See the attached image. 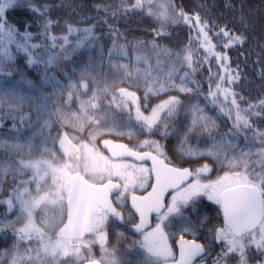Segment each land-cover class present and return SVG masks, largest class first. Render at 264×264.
<instances>
[{
	"label": "snow or ice",
	"instance_id": "snow-or-ice-1",
	"mask_svg": "<svg viewBox=\"0 0 264 264\" xmlns=\"http://www.w3.org/2000/svg\"><path fill=\"white\" fill-rule=\"evenodd\" d=\"M66 6L71 12L79 7L70 2ZM215 7L206 3L189 7L183 0H120L119 6L112 10L113 16L121 11L127 14L140 10L154 18L157 27L150 29L151 41L134 38L126 45L117 46L114 40V47L124 50L130 45L133 50L151 51L160 71L155 76L151 71L141 76L137 70L135 79H132V72H125L119 83H127V87H117L115 81H105L100 87L96 82L97 90L92 91L84 103L79 118L92 113L93 119L88 123H95L93 140L97 136L158 138H146L137 144L114 139L104 141L105 149L112 154V161L102 169L109 176V183L105 185L106 206L102 209L105 231L98 241L88 245L94 249L98 244L104 252V256L95 258V264H126L107 248L113 226L123 227L125 231L130 227L139 237L130 245L139 252L138 264H207L209 244L198 242L205 224L210 225L206 238L214 241V247L220 248L212 264H229L232 260L235 264H251L253 258L256 264H264V131L253 127V118L264 119V97L251 102L243 94L249 82L239 64L232 66L228 53L229 49L247 41L245 33L251 26V17L245 11V0H226L223 7L233 13L232 19H224L223 15L213 19L211 11ZM95 8L107 14L112 6L98 4ZM17 9V18L10 19L8 13ZM48 11L49 5L39 4L37 0H0V75H18L21 83L31 84L32 81L27 79L29 70L43 64V78L45 81L50 79L48 66L58 59L57 55H50L47 60L35 57L33 50L41 45L29 42L33 39L31 29L40 23L44 28L41 35L52 41L51 47H56L57 40H63L59 47L65 49L67 35L57 37L48 33L53 23L47 17ZM220 19H224L223 24L217 23ZM181 23L189 31L187 43L179 41L175 48L160 43H171L172 36L167 29ZM230 23L238 24L243 30L234 31L228 27ZM110 30L116 39L120 38L118 30L111 26ZM93 31V27L77 28L68 22V34H83L73 51L85 42L97 39ZM18 35L22 42L16 40ZM218 36L228 41L222 45V51H218L219 45L213 43L214 37ZM201 50L204 53L202 60L199 56ZM16 53L25 57L22 66L15 63ZM135 59L147 63L150 58L137 55ZM213 60L218 68L216 72L212 71ZM254 63L261 64L259 76L264 82V60ZM205 65L208 66L207 92L204 91V81L193 78L203 71ZM128 67L127 64H117L114 69L120 72ZM80 76L79 83L70 82L67 86L69 102L73 100V93L80 94V89L91 91L90 73L82 70ZM59 86L57 81L54 87ZM261 86L264 87V83ZM132 88L136 90L131 91ZM141 91L143 95L139 94ZM170 92L177 94L168 95ZM101 96L107 104L100 100ZM162 96L165 98L159 99L158 103H150L152 97ZM201 98L204 104L199 103ZM14 99L22 104L24 97ZM213 109H218L216 116L209 114ZM102 110H105L103 117L99 115ZM22 112V107H10L6 115L12 116L15 123L16 116L12 114L16 113L22 122ZM221 117L231 121V126L222 134L219 132L221 125L217 123ZM248 132L253 133L251 141H258V146L249 140ZM241 135L245 140L243 147L237 143ZM194 137L197 141L206 137V148L202 150L199 143H193ZM42 163L46 162L25 164L21 160L14 168L32 167L38 174ZM193 164L198 167H191ZM214 165L220 166L222 174L208 179L204 174L211 172ZM32 182L21 180L17 184L13 177L12 183L16 186L7 192L6 200L0 201V206L7 205L5 211L8 215L18 203L28 211L29 202L23 199L28 189L21 191V187ZM138 191L144 194L138 195ZM117 193V198L113 199ZM204 197L209 204L204 203ZM210 205L217 206V217L222 218L218 224H211L207 215ZM125 207L129 208L126 214L122 211ZM20 218L18 213L15 222L5 225L4 230L12 228L15 235L20 232L23 239H30L31 224L20 229L14 227ZM117 237L127 239L124 232H118ZM10 251L9 248L0 251V264L9 259ZM82 259L93 264L88 256Z\"/></svg>",
	"mask_w": 264,
	"mask_h": 264
},
{
	"label": "trees",
	"instance_id": "trees-1",
	"mask_svg": "<svg viewBox=\"0 0 264 264\" xmlns=\"http://www.w3.org/2000/svg\"><path fill=\"white\" fill-rule=\"evenodd\" d=\"M71 3L73 6L79 5L75 12H71L66 5ZM183 2L192 7L196 4L206 3L207 5H216L211 11V17L223 15L224 19H232L233 13L229 10H225L223 5L226 0H183ZM39 4L49 5V11L47 12L48 19L53 21L52 25L48 29L49 35H55L57 37L68 36V44L65 45V49L61 50L59 45L64 43L63 40L56 41V47L52 48V41L41 35L44 32L42 24L37 23L32 29L33 39L30 43L40 44L39 49H34L35 57L47 60L50 55L56 54L58 59L53 64L48 66L49 80L45 81L44 65L39 64L29 70L27 79L31 80V84L21 83L18 75L8 77L7 75H0V201L7 199V192L11 191L16 184L12 183L13 177L16 178V183L28 178L30 172L27 168H14L19 161H30L35 159L45 160L50 163H64L65 161H72L75 159L76 150L81 148L83 144L95 143L100 148L99 140L102 138H112L114 140H122L126 143L137 144L146 138H158L147 137L140 135L134 139H129L127 136L123 139L114 136H97L95 140L92 137L95 135L96 128L95 123L89 124L88 121L93 119L91 112L83 118H79L82 115V107L84 103L92 95V91L97 90V83L103 87L105 81L108 83L116 82L117 87H127V83H119V80L124 77L125 72H132L135 79V73L139 70L141 76L147 71H151L155 76L160 69L157 68V61L155 54L151 51L145 50H133L130 45H127L124 50H120L115 45H126L127 41H133L134 38H141L145 41H151L152 35L150 29L157 27L154 22V18L148 17L143 11L137 10L136 13L119 12L116 16L112 15V10L119 6L120 0H37ZM64 4V7L61 5ZM111 5L112 8L106 14L103 10L97 11L95 5ZM245 11L251 17L250 27L245 35L248 37L247 41L242 46H236L228 50V53L233 61V67L236 64L240 65V68L244 70L243 75L249 82L243 90V94L248 97L251 102H255L264 97V87L259 76L261 64L254 63L258 60H264V0H245ZM19 9L16 11H10L8 13L10 19H16ZM71 13V14H70ZM238 16V13H236ZM224 19L217 20V23L223 24ZM106 21V22H105ZM70 22L74 27L84 28L93 27V35L97 38L94 41H87L80 47H75L78 39H82L83 34L79 33H67V23ZM114 28L119 31L120 38L116 39L114 33L110 30ZM229 28H233L234 31H242L243 29L238 25L230 23ZM172 36L171 43L168 41H161L162 44H168L169 47L175 48L179 41L187 43V37L189 31L186 25L182 23L179 25L169 26L167 29ZM17 41L22 42V37L19 35L16 37ZM227 39L223 36L214 37L213 43L219 45L218 51H222V45L227 43ZM15 47L14 45L12 46ZM195 47V45H193ZM110 50L111 55H110ZM127 53L125 55L124 53ZM244 53V54H241ZM140 55L142 57L150 58L148 62L137 61L135 57ZM203 51L201 50L199 56L202 60ZM17 59L15 61L18 65H23L25 57L16 53ZM117 64H127V69H122L120 72H116L114 66ZM200 67V65H196ZM82 70H87L90 73L89 83L91 91L80 89L79 93H73V100L69 102L67 99V86L70 82L79 83L81 80L80 73ZM218 70L215 60L212 61V71ZM167 69H165V72ZM71 77V80L69 79ZM208 66L205 65L203 71L199 72L194 79L204 81V91L208 89ZM59 81V87H54L56 82ZM178 82V81H177ZM143 84V81H141ZM135 91V88L130 89ZM240 91L239 88L236 89ZM143 95V91L139 93ZM176 92H170L168 95H176ZM23 96L24 100L22 104H19L14 97ZM165 97H152L150 103L156 104L159 99ZM183 99V95H181ZM222 99V98H221ZM100 100L107 104V100L101 96ZM199 103L204 104L203 98ZM242 107H247V104H242ZM10 107H22L24 120L21 122L19 115L13 113L16 116L15 123L12 116L6 115ZM258 110V109H257ZM105 110H102L99 115L104 116ZM210 115L216 116L218 109H213L209 112ZM117 116L119 113L117 112ZM183 116V111L181 112ZM191 119V117H189ZM45 122H48L47 125ZM109 123L111 120L109 119ZM221 125L219 132L222 134L227 131L231 126V121H228L225 117H221L218 121ZM253 127L257 130L264 131V119L253 118ZM199 132V129H197ZM253 133L248 132L247 136L251 141ZM66 148L62 150V144ZM193 143H199L200 148L203 150L206 148V137L197 141L193 138ZM258 146V141H251ZM241 147L245 145L243 135L237 141ZM13 145H20V148L13 147ZM101 149V148H100ZM102 150V149H101ZM147 150V149H145ZM247 150V149H245ZM252 151L255 152L256 148L253 147ZM255 159V157H254ZM184 166H189L185 164ZM191 167H198L193 164ZM14 168V170H13ZM222 169L219 165H214L213 170L207 175V178H216L222 174ZM205 176V175H204ZM23 186V185H22ZM22 189V187H21ZM26 197V195H24ZM206 204V202L204 201ZM217 207V206H216ZM7 205L0 206V251L9 248L10 256L5 261V264H13V260H18L20 264H31L35 253H30L28 246L32 245L30 240L23 239L18 232L14 234L12 228L4 230L5 225L10 222H15L16 215L19 213L21 218L14 224L16 229H20L24 225L25 214L21 206H17L15 209H10L11 215L5 211ZM212 208V207H210ZM213 209V208H212ZM217 211V209H216ZM53 210H49L48 218L44 219L42 223L43 227L35 235L41 243H45L49 240H56L57 225L58 223L54 219ZM53 214V216H52ZM211 215V224L215 225L217 218L214 212H208L207 215ZM218 218L217 224L220 223ZM51 227L50 225H52ZM57 223V224H56ZM41 225V224H40ZM63 225V224H62ZM61 222H60V226ZM206 229L202 228L204 232L203 238L206 240L207 229L210 225L205 224ZM86 239V238H85ZM71 241V240H70ZM80 241V240H77ZM29 244V245H28ZM213 244V241H212ZM212 248V246H210ZM214 252H212L213 254ZM41 255V254H39ZM211 255V254H210ZM209 255V256H210ZM38 256V255H37ZM208 256V257H209ZM32 264H82L76 262L70 255L58 254L54 258H46L43 256L38 257ZM33 259V260H32ZM254 259V258H253ZM252 259V261H253ZM212 262V260H210ZM251 261V262H252ZM126 264H138V261L130 259Z\"/></svg>",
	"mask_w": 264,
	"mask_h": 264
},
{
	"label": "rangeland",
	"instance_id": "rangeland-1",
	"mask_svg": "<svg viewBox=\"0 0 264 264\" xmlns=\"http://www.w3.org/2000/svg\"><path fill=\"white\" fill-rule=\"evenodd\" d=\"M62 147V150L66 149L63 145ZM75 156V159L71 162L65 161L64 163H50L43 160V162L46 163L41 164L38 174L34 168L26 167L30 172V176L24 180L33 182L31 184L25 183L21 191L25 188L28 189L25 193L26 197H23L24 200L29 202L28 211L23 210L25 214L24 225L31 224L32 226L31 238L27 240H30L29 244L33 243L28 246V249L30 253H35L33 257L34 260L39 259L38 257L40 256L54 258L58 254H64L70 255L76 262L81 261L82 263V257L90 256L87 252L82 253V246L86 247V245H89V239H82L80 241L64 239L61 235L62 226H60V222L62 225L66 217V199L69 191L70 179L73 174L76 172L80 174L83 173L92 179V181L109 180L107 172L102 171V169L109 166L112 158L106 155L95 143L81 145V148L76 150ZM36 161L41 160L35 159L24 161V163H35ZM209 173H205L204 175L207 177ZM34 177L35 179H33ZM209 179L215 178L212 177ZM204 199H206V197L203 198V201H205ZM205 202L207 203V199ZM17 206H20L19 203ZM17 206H15L14 209L17 208ZM49 210H53V214L55 215L54 219L58 223L57 238L54 241L49 240L45 243H41L35 235H38V232L42 229V223H44V219L48 218ZM102 220L103 216H100L98 222L101 223ZM50 226L53 227V223ZM20 235L23 237V233H20ZM86 251L89 250L87 249ZM216 254L217 252L207 257V264H212L210 260H212ZM115 257L117 258V256ZM13 261V264H20L17 259ZM230 263H235V261L232 260L229 264Z\"/></svg>",
	"mask_w": 264,
	"mask_h": 264
},
{
	"label": "water",
	"instance_id": "water-1",
	"mask_svg": "<svg viewBox=\"0 0 264 264\" xmlns=\"http://www.w3.org/2000/svg\"><path fill=\"white\" fill-rule=\"evenodd\" d=\"M109 139L111 138H103L100 140L99 144L102 150L112 157V154L104 147V141ZM117 141L125 143L121 140ZM149 163L151 162L149 161ZM107 183L95 186L86 182L79 175L73 176L70 182V190L67 201L68 216L62 230L64 238L79 239L91 230L94 213L97 210L96 203L99 202L106 206L107 193L105 185ZM85 264H88V261ZM93 264H95V261H93Z\"/></svg>",
	"mask_w": 264,
	"mask_h": 264
},
{
	"label": "flooded vegetation",
	"instance_id": "flooded-vegetation-1",
	"mask_svg": "<svg viewBox=\"0 0 264 264\" xmlns=\"http://www.w3.org/2000/svg\"><path fill=\"white\" fill-rule=\"evenodd\" d=\"M149 164V163H148ZM150 166V164H149ZM84 179L91 183L92 185H95V186H100V185H103L104 183L106 182H109V180H103V181H92V179H90L88 176L84 175L83 176ZM150 190V189H149ZM138 195H142L144 194L142 191H138L137 192ZM118 196V193L116 195L113 196V199H116ZM206 201V199H204ZM210 202L207 201L206 204H209ZM96 206H97V210L96 212L94 213V221H93V226L90 230V232L86 233L84 236H83V239H89L88 241V244L90 243H93V242H96L99 240V237L102 235V233L105 231V228H104V224L102 223H99L98 222V219L100 216H103V213H102V209L105 207L104 205H102L101 203L97 202L96 203ZM130 207V205H129ZM210 207L212 208H209L208 209V212H214L215 213V216H213V218H217L215 219L216 220V223L217 224V221H218V217H217V207L216 206H212L210 205ZM129 208L128 207H125L122 209V211L126 214L128 212ZM208 217L211 219V215L208 214ZM220 222L222 221V218H220ZM203 228L206 229V225L203 226ZM118 232H124V236L127 237V239H123V238H118L117 237V233ZM98 233H101V234H98ZM204 232H200L199 233V236H200V239L198 242H201V243H208L209 244V252L210 254H212V252L216 253V252H219L220 251V248L218 246H213L214 245V241H213V244H212V241H210V239L206 238V240L203 238V235ZM139 237L133 233L131 230H130V227L127 231H125V229L123 227H115L113 226L112 230H111V237L109 239V242L107 244V248L109 249V251H113L115 253V256H117V258H121L123 259L124 261L128 262L130 259H133V260H136V261H139V259L141 258L140 255H139V252L138 250L136 249H133L130 247L131 245V242L135 239H138ZM188 239H192L191 236H188L187 237ZM86 240V241H87ZM212 246V248L210 247ZM82 253L83 252H87L90 256H88L89 258H91L92 260H95V258H98V257H102L104 256V252L103 250L101 249V247L97 244V246L94 248V249H90L88 247V245H86V247L82 246ZM89 250V251H86V250ZM83 255V254H82ZM87 260L83 259L82 260V264H84ZM230 264H235V263H230ZM251 264H256V261H255V258L253 259V261L251 262Z\"/></svg>",
	"mask_w": 264,
	"mask_h": 264
}]
</instances>
